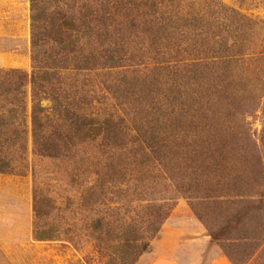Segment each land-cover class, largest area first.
Segmentation results:
<instances>
[{"label": "rangeland", "instance_id": "rangeland-1", "mask_svg": "<svg viewBox=\"0 0 264 264\" xmlns=\"http://www.w3.org/2000/svg\"><path fill=\"white\" fill-rule=\"evenodd\" d=\"M208 4L212 8L197 3L200 14L194 15V10L188 17L210 21L215 47L224 43L230 49L225 57L212 54L203 59L183 42L166 41L158 62L180 71L196 65L195 72L175 74V81L165 71L152 77L144 71L152 67L151 59L143 57L150 52L147 42L128 36L117 42L124 43V52L134 60L122 63L120 75L113 71L109 78L79 76L91 112L103 118L114 110L124 121L123 131H151L158 140L163 160L152 166L153 171L142 169L149 174L143 187L135 179L137 168L130 175L134 166H129L126 180L109 196L115 204L99 217L88 215L80 209V198L105 172L108 149L85 144L75 148L69 160L41 159L33 156L29 136L28 171L23 176H0V264H103L106 252L99 254L94 248L89 218H101L108 234L118 238L134 230L139 243L147 245L135 264H232L228 254L238 264H264V0ZM187 14L185 10L183 15ZM180 27L174 34L177 41L191 35V28ZM30 33L29 0H0L1 70L32 72ZM206 47L204 51H209ZM136 63L142 64L133 66ZM149 83L154 86L151 92H140ZM172 85L180 96L166 95ZM129 149L117 152L111 161L115 163L119 153L126 156L124 165L139 159ZM153 172L157 176H151ZM36 184L61 208L46 224L60 232L70 227L75 245L68 238L34 240ZM156 217L162 218L161 225L150 236L148 229ZM227 226V237L216 240Z\"/></svg>", "mask_w": 264, "mask_h": 264}, {"label": "trees", "instance_id": "trees-1", "mask_svg": "<svg viewBox=\"0 0 264 264\" xmlns=\"http://www.w3.org/2000/svg\"><path fill=\"white\" fill-rule=\"evenodd\" d=\"M209 1L29 0L32 72L27 75L21 70L0 69V176H23L28 171L25 160L30 136L33 156L41 159L69 160L75 148L85 144L108 149L109 154H104L108 160L103 164L105 172L98 174L80 198V209L88 215L99 217L110 209L111 204H115L109 196L116 185L126 180L125 170L129 166H134L133 170L129 169L130 175L137 168L139 176L135 179L143 187L142 183H146L144 177H149V174L145 176L142 169L153 171L152 166L163 160L159 158L158 152L162 148L158 140L151 131L147 133L133 129L132 134L123 131L121 124L124 121L115 116L114 110L104 114L103 118H99L97 112H91V100L83 91L84 85H79V76L94 74L109 78L113 71L120 75L122 63L134 60L124 52V43L117 42V39L123 41L128 36L146 41L150 52L155 53L154 57L148 56L150 52L143 56L151 59L149 65L152 67L146 66L144 71L151 72L152 77L159 76L163 71L172 77L195 72L196 65L186 66L180 71L177 66L163 67V62H158L161 45L166 41L183 42L190 46L192 52L202 54L203 59L211 58L212 54L225 57L230 49L224 43L215 47V32L210 21L188 17L193 15L190 11L196 10L194 15L200 14L197 13L199 7L195 9L197 3L201 8H212ZM185 10L188 11L186 16L183 15ZM182 24V28H191V35L177 41L179 37L174 34ZM205 46L209 51H204ZM171 60L173 63L179 62L176 58ZM151 85L149 83L147 88L142 87L140 92H151L154 87ZM132 90L136 89L132 87ZM166 91L168 96L174 92L180 96V90L173 89V85ZM43 101L49 102V106H42ZM128 147L131 153L140 155L139 159H131L124 165L122 157L126 156L119 153L116 162L111 161L112 156L126 151ZM153 175L157 176L154 172ZM32 203L36 221L33 228L35 241L68 238L66 240L76 244L70 236L73 234L70 227L66 226L60 232L55 226L46 224V220L61 208L51 197L44 196L37 184L32 192ZM161 217H156L148 229L150 236L158 231ZM89 220L87 229H90L89 237L94 248L99 254L106 252L103 264H135L146 251L147 245L139 243L134 230L128 229L118 238L108 234L107 224L101 218ZM38 223L45 227H39ZM228 234L227 226L224 234L216 235V240ZM228 258L232 264H238L229 254Z\"/></svg>", "mask_w": 264, "mask_h": 264}]
</instances>
